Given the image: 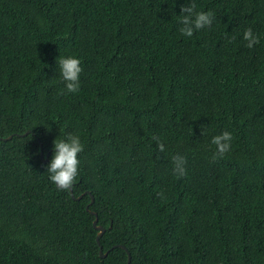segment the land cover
I'll return each mask as SVG.
<instances>
[{"label": "trees", "instance_id": "trees-1", "mask_svg": "<svg viewBox=\"0 0 264 264\" xmlns=\"http://www.w3.org/2000/svg\"><path fill=\"white\" fill-rule=\"evenodd\" d=\"M190 2L0 0V264H126L120 244L129 264H264V0H194L215 19L186 37ZM224 131L231 151L213 160ZM69 133L79 200L46 167Z\"/></svg>", "mask_w": 264, "mask_h": 264}, {"label": "clouds", "instance_id": "clouds-1", "mask_svg": "<svg viewBox=\"0 0 264 264\" xmlns=\"http://www.w3.org/2000/svg\"><path fill=\"white\" fill-rule=\"evenodd\" d=\"M194 0L187 6L180 9L179 23L181 27L179 32L186 37L193 36L194 32L210 27L215 19L211 11H197ZM243 40L246 41L248 48H253L259 43V36L251 28L243 32ZM59 74L65 84L68 93H77L80 90V74L83 71L81 61L74 56L62 57L59 59ZM156 142V151L163 153L165 145L158 137L152 138ZM233 136L230 132L212 137L211 143L215 145L213 160L223 158L231 151ZM54 152L48 163L47 173L49 180L54 183L58 189L68 191L72 189L79 175L80 160L79 154L84 151V144L78 135L67 134L65 139H55L53 141ZM173 174L177 178H183L187 175V160L183 155H174L172 157ZM159 195H163L160 193Z\"/></svg>", "mask_w": 264, "mask_h": 264}, {"label": "water", "instance_id": "water-1", "mask_svg": "<svg viewBox=\"0 0 264 264\" xmlns=\"http://www.w3.org/2000/svg\"><path fill=\"white\" fill-rule=\"evenodd\" d=\"M8 138H11V136H9ZM4 139H6V138H4ZM40 156L42 157V151L40 152ZM47 160H48V154H46V156L43 158V161H44V162H46ZM69 191H70V195H71V197H72V198H75V199H77V200H79V199L83 196V194H84V193H83V194L78 195L77 197H74V195H73V193H72V189H70ZM92 202H93V197H92V195H91V200H90V202L86 205V209L89 211V213H90L91 215L94 216V219H93V221H92V225H93V227L97 230L96 241H97V244L99 245V238H100V237L102 236V234L104 233L105 228H104L102 225L97 224V221H98L97 214H96L94 211L89 210L88 206H89ZM118 246L126 251V254H127V262H126V264H129V262H130V253H129V251L126 249V247H125L124 245H121V244H120V245H118ZM107 253H108V251L103 252V251H102V247L99 245V255H100V257H105V256L107 255Z\"/></svg>", "mask_w": 264, "mask_h": 264}]
</instances>
